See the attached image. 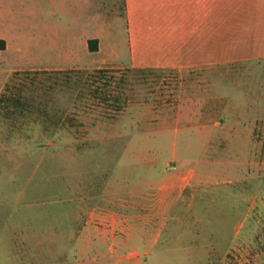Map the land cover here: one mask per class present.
<instances>
[{"label": "rangeland", "instance_id": "374dc122", "mask_svg": "<svg viewBox=\"0 0 264 264\" xmlns=\"http://www.w3.org/2000/svg\"><path fill=\"white\" fill-rule=\"evenodd\" d=\"M126 27L0 0V264H264V46L152 60Z\"/></svg>", "mask_w": 264, "mask_h": 264}, {"label": "crops", "instance_id": "0c3cea01", "mask_svg": "<svg viewBox=\"0 0 264 264\" xmlns=\"http://www.w3.org/2000/svg\"><path fill=\"white\" fill-rule=\"evenodd\" d=\"M125 19L129 44L155 47L152 60L163 51L182 55L169 47L207 55L224 45L264 46V0H125ZM92 37L103 43V34L87 42ZM0 38L9 48L11 39Z\"/></svg>", "mask_w": 264, "mask_h": 264}, {"label": "trees", "instance_id": "16d2710c", "mask_svg": "<svg viewBox=\"0 0 264 264\" xmlns=\"http://www.w3.org/2000/svg\"><path fill=\"white\" fill-rule=\"evenodd\" d=\"M6 40L5 39H2L0 38V48L1 49H4L6 48ZM88 45H89V49L91 51H95V50H98L99 49V38L98 37H92V38H89L88 40ZM111 68L110 67H98L94 70V72H97V73H106V71L110 70ZM70 70H76V71H79L81 69H70ZM60 71H65L63 69H61Z\"/></svg>", "mask_w": 264, "mask_h": 264}]
</instances>
